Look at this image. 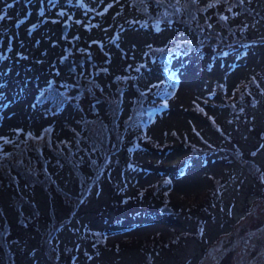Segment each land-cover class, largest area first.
Returning <instances> with one entry per match:
<instances>
[{
    "label": "rangeland",
    "instance_id": "1",
    "mask_svg": "<svg viewBox=\"0 0 264 264\" xmlns=\"http://www.w3.org/2000/svg\"><path fill=\"white\" fill-rule=\"evenodd\" d=\"M232 1L217 0L206 17L217 37L250 40L249 52L225 42L224 55L206 46L202 60L183 47L164 70L159 52L173 49L170 40L199 35L168 17L150 19L151 0H0V163L27 147L29 134L43 155L27 166L36 177L11 163L19 181L1 178L0 264H264V0L228 8ZM78 81L81 108L37 105L52 82L73 96ZM121 87L125 147L93 177L105 137L77 148L79 121L83 112L114 121L108 99ZM246 89L255 104L241 101ZM151 91L148 120L129 121ZM21 197L36 208L19 205ZM131 197L141 206L129 207Z\"/></svg>",
    "mask_w": 264,
    "mask_h": 264
},
{
    "label": "trees",
    "instance_id": "2",
    "mask_svg": "<svg viewBox=\"0 0 264 264\" xmlns=\"http://www.w3.org/2000/svg\"><path fill=\"white\" fill-rule=\"evenodd\" d=\"M234 1L239 2V0H233L232 3L228 6V8L232 6ZM216 3H217V0H211V1H208V3L206 2L205 4H202L201 2H199V0H151V4L148 10V17L150 19L159 22L160 19L162 18L166 19V17H168L172 21V23L174 24L180 23L182 25L189 26L192 28L193 31H195L199 35L198 41H195V42L194 41H181L179 39H171L169 44H171L170 47L173 49L170 50L168 48H164L163 50L159 52V57L162 56L161 61L163 63L162 65L163 67L168 68L170 66V59H169L170 55L173 54V51L178 50L183 47H185V49H190L189 53L200 55L202 60H206V56L208 52L205 50L206 46L211 50V52H213L216 55V57L219 56L220 54L222 55L225 54L220 48L225 47L227 43L239 46L242 49L241 51L243 52V54L246 52H249L250 40L244 37H238L236 34H234L233 39L219 38L216 36V32L213 31V29L211 28L210 19L208 20V17H206L208 15V11L213 9ZM152 4L157 5L158 7L156 13H153L150 10ZM220 12H219V15H220ZM203 18H206V19L203 20ZM205 26H210V30L203 28ZM236 27L237 26L235 25L234 27L229 26V28L232 29L233 31L236 30ZM203 29H206L207 31L212 32L213 35L211 37H208L207 33L203 31ZM204 38L206 39V43H204L203 41ZM245 45L247 46L244 47ZM254 80L256 81V79H253V81ZM251 83H252V80H251ZM84 85L85 84L82 81H78V85L76 86L78 93L76 95L69 96L67 94V91L65 90V88H63L61 84L52 82L51 84H49L47 91L41 93L38 96L36 102L37 104H44L47 101H52L53 108L54 107L62 108L68 101H72V102H75L76 105L79 106V108H81V104H80L81 97H82L81 91H83L82 87ZM125 90L126 89L124 87H121L118 90V92L114 93L116 95L111 94V97H109L108 99L109 112H110L109 115H110V118L113 117L114 121H111V119L110 121H108L102 118V115H96V116L93 115L94 116L93 117V116L88 115L85 112H83V116L79 121L80 130L79 132H77V136L75 137V140H74V145L77 148H81V145L83 142L90 145L93 139H96L94 141H97L98 137L103 136V135L105 137V140L103 142H106V147H104V151L100 153L101 155L100 160L96 158L98 165L94 164L96 165L94 166L93 163L91 164L92 169L95 171L93 177H97V173H98L97 170L100 169V171H103V168L106 167L107 161L112 155L119 153L120 152L119 150L125 147L124 143L126 142L127 135L126 136L119 135L117 133L120 127L119 109L123 105V100H124L123 92ZM246 90L247 92L246 94L243 95V100L241 101L252 99L250 102L252 104H255L256 101L250 95L249 89H246ZM151 94H152V91L148 94L147 98L144 100H141L140 96L138 97L137 99L138 104L136 107H134V111L131 117L132 119H130L129 121H133L135 118L142 119L141 121L143 122L148 120V112H149L150 107L146 104V101L149 102V98ZM139 102H140V105H139ZM129 121H125L124 126L130 127L133 124L132 122H129ZM52 135H53L52 131H46L44 133V136L42 137V139L45 138V142H44L45 146H51L50 143L53 139ZM112 135L117 136L114 142H112L111 140ZM29 136L32 137V135L31 134L28 135L29 143L27 147L26 146L17 147L15 151L11 152V155L9 156L4 155L5 159H3L0 163V182L2 180L1 179L2 176L8 177L10 179L6 182L7 184H12L14 182L19 181L20 178L14 174V169L16 168L13 165H11V163H15L17 166H19L17 168V173H26L28 178H31V176L32 178L36 177L34 176V174L32 175L28 174L29 171H27V166L28 165L32 166L33 163L37 162V157H39V154H40L38 151H41V150H36V149L31 148L32 143L36 141V138L33 139L34 141L32 142L29 140ZM141 137L142 135L138 134V137L135 139L138 141V144L140 145L142 144L141 146H144L145 144L142 142ZM147 140L148 138L144 139V141H147ZM57 149L63 150V145H58ZM29 150H32V151H29ZM200 150L203 152V154L201 155L206 158L207 156L206 154L208 153V151L202 148H200ZM30 152H34V156L30 155ZM61 153H64V152L62 151ZM40 155L43 156L42 154ZM193 156L194 155H192V157ZM12 160L13 162H11ZM42 162H43L42 167H44L46 171L47 168L44 166L46 165V162L43 159H42ZM191 162H192L191 159L187 160V162L182 165L181 170H184L186 165L190 164ZM46 174H47L46 177L49 178L50 176L48 175L47 171H46ZM166 179L171 182L170 177H166ZM45 184H49V183L45 182L44 185ZM52 184H53L52 185L53 187L60 190V187L56 183L52 182ZM91 186H92V182H90L89 188ZM49 187L50 185L48 187L46 185L44 189L47 192L50 191V194H51V190H49ZM61 191L63 192V195H67V193L64 190H62V188H61ZM86 196L87 195H85V197ZM75 198H76L75 196L72 197L73 200H76ZM16 199H17L18 204L20 205V202L22 201L23 197L16 198ZM136 199L137 198L131 197L129 198L128 201H126V204L127 205L130 204L129 207H133V208L135 206L136 207L141 206L142 199H139L137 202H136ZM80 202L81 201L76 200L75 205L79 204ZM23 204H25L26 206L30 208H36L34 206V203L30 202L27 199H23ZM38 212L39 211L37 210V213ZM57 224L58 225L52 226L54 230L48 237L50 241H52L53 237L57 234V231L60 229L61 225L64 224V222L58 221Z\"/></svg>",
    "mask_w": 264,
    "mask_h": 264
},
{
    "label": "water",
    "instance_id": "3",
    "mask_svg": "<svg viewBox=\"0 0 264 264\" xmlns=\"http://www.w3.org/2000/svg\"><path fill=\"white\" fill-rule=\"evenodd\" d=\"M63 61L68 64L70 69H73V64H72V60L71 59H63ZM165 210H168V209H164V211Z\"/></svg>",
    "mask_w": 264,
    "mask_h": 264
}]
</instances>
